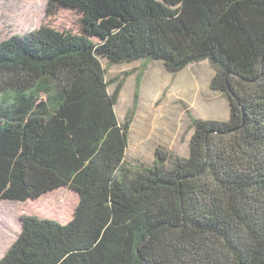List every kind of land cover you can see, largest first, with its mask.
I'll use <instances>...</instances> for the list:
<instances>
[{
    "label": "trees",
    "instance_id": "1",
    "mask_svg": "<svg viewBox=\"0 0 264 264\" xmlns=\"http://www.w3.org/2000/svg\"><path fill=\"white\" fill-rule=\"evenodd\" d=\"M58 7L81 33L0 41V199L67 186L78 204L66 223L22 216L0 264H264V0H47ZM101 59L207 60L229 118H192L187 157L129 165Z\"/></svg>",
    "mask_w": 264,
    "mask_h": 264
},
{
    "label": "rangeland",
    "instance_id": "2",
    "mask_svg": "<svg viewBox=\"0 0 264 264\" xmlns=\"http://www.w3.org/2000/svg\"><path fill=\"white\" fill-rule=\"evenodd\" d=\"M42 24L82 32L80 14L74 9L58 7L49 14L47 0H0V41ZM92 40L98 42L96 38ZM101 64L109 82L108 91L120 85L114 110L120 123L129 120L124 155L129 165H151L156 149L187 157L192 118H229L227 97L210 88L214 70L207 60L188 64L177 72L167 71L161 61H150L145 67L142 61L109 65L101 59ZM78 199V194L67 186L25 201L0 199V257L19 234L22 216L66 223L73 217Z\"/></svg>",
    "mask_w": 264,
    "mask_h": 264
}]
</instances>
